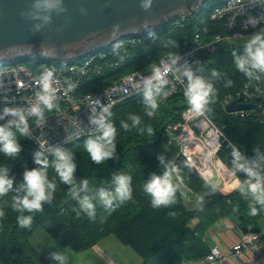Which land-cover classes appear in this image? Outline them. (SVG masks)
<instances>
[{
	"label": "trees",
	"instance_id": "trees-1",
	"mask_svg": "<svg viewBox=\"0 0 264 264\" xmlns=\"http://www.w3.org/2000/svg\"><path fill=\"white\" fill-rule=\"evenodd\" d=\"M211 8L212 6L205 5L198 17L202 41H211L217 35L226 33L223 24L209 20L208 15ZM168 28L169 25L160 26L152 33L159 34L160 38L154 47L137 50L136 54L127 59L114 73H106V75L113 73L114 76H120L137 70H148L154 65L150 67L145 65L150 59H156L158 63L162 58L173 56L189 47V39L192 36L191 26L178 29L171 34L166 32ZM245 47L246 45L241 46L235 42L223 41L217 43L213 50H200L195 57L197 67L194 77L203 79L206 77V81L214 87V93L209 97L210 102L205 113L222 130L226 139L222 142L218 158L240 182L237 188L238 182L234 178L230 186L223 188V191H230L231 185L232 191L237 188L235 191L225 195L215 190L210 194L213 188L184 157L179 155L176 146L171 145L174 147L172 152L163 151L165 142L169 143L168 127L179 123L182 120V113L190 106L185 98L184 90H180L165 100H162L161 90H150L129 98L105 117L116 128V146L132 141L138 133L151 126L157 128L147 142L139 146L130 145L106 161L108 167L105 168L109 171L110 185H97L98 181L103 182L107 177L99 172L95 175V183L92 182L86 170L92 171L95 164L85 163L84 158L78 155L80 147H84L87 139H96L101 133L59 149L66 153L73 151L76 153L73 158V163L76 164L73 178L78 186L83 180H89V191L80 193V198L83 195L93 197V202L96 204L95 218H89L80 210L78 199L70 195L71 186L63 184L51 167L55 160L54 153L43 154L49 162L48 179L56 185V191L52 202L44 204L43 211L24 213L32 215L33 222L29 228H21L16 222L19 213L12 208L13 198L23 195V192L18 189L23 183L24 172L39 167L34 163V154L39 150L29 137H21L13 127L12 131L16 133L22 150L16 158H8L0 153V167H6L8 177L14 178L12 190L0 197V210L4 212V217L0 219V260L2 264H48L29 240L39 227L43 228L62 248H71L76 252L85 251L100 239L113 234L124 245L131 247L142 258L143 264H181L183 260L192 263L199 261L209 253L203 247V234L206 229L226 217L239 218L243 215L246 218L242 222L243 225L249 228L258 227L260 220L264 219V204L259 203L248 191L246 182L250 178L245 172L240 171L237 165L245 164L264 175V126L253 116L233 115L227 113L226 108L222 106L227 96H235L246 84L250 87L253 84L259 85L264 91V73L250 69L252 76L249 77L235 68L236 59L245 56ZM23 60H36L45 66L79 61L62 62L30 57L20 59L18 63ZM218 70L223 72L220 79L211 77L212 72ZM146 95L154 97L158 105L151 116L145 109L147 107ZM257 99L258 103H264V95ZM122 109L136 110V113L131 116L123 115L126 119L120 120L118 113ZM154 115H158L157 120H153ZM133 116L139 117V124H133L131 119ZM0 117H3L0 119V126H7L10 123L4 109L1 108ZM161 121L163 123L159 125ZM122 122L127 123L129 127L124 129L121 126ZM234 151L239 153L241 157L239 161L233 155ZM175 152H177V159L172 162ZM169 167L178 170L173 173V183L176 185L174 202L167 206L153 208L151 197L144 192L143 186L153 174L162 176ZM97 168L100 169L99 166ZM130 171H134L133 177L136 180L132 178V199L123 203L126 210L128 209L126 217L123 219L119 214L118 216L113 214L115 217L105 224L102 215L97 220L101 208L97 195L99 189L103 187L109 192H114L116 187L113 182L114 175L118 173L130 175ZM178 174L181 181L177 178ZM252 182L256 181L253 179ZM241 188L244 191H241ZM190 193L201 197L202 201L200 203L189 202ZM191 203L198 205L194 206ZM253 210H255V215H253ZM102 211L104 212L105 209L103 208ZM193 218H198L200 223L196 228L189 229L188 223Z\"/></svg>",
	"mask_w": 264,
	"mask_h": 264
},
{
	"label": "built area",
	"instance_id": "built-area-1",
	"mask_svg": "<svg viewBox=\"0 0 264 264\" xmlns=\"http://www.w3.org/2000/svg\"><path fill=\"white\" fill-rule=\"evenodd\" d=\"M205 5L212 6L208 18L223 24L225 34L217 35L211 41H202L199 14ZM171 34L178 29L192 27L189 47L173 56L162 58L144 71H133L123 75H112L137 50L154 47L159 34H148L122 39L100 52H94L77 63L24 69L18 62L0 66V108L19 111L29 125V139L42 151L50 155L78 140L95 136L97 125L91 121L111 112L129 98L150 90H161L162 100L168 99L180 90H187L188 77L196 73L195 57L200 50H213L217 43L235 42L248 34L264 35V0H206L190 12L168 24ZM143 48V49H140ZM107 76L106 73H111ZM49 86L54 107L48 110L41 102L45 86ZM264 95L261 86L245 85L235 96L229 95L222 103L225 109L234 100L255 104L251 110L231 113L240 117H255L264 126V103L257 97ZM39 106L44 115L42 123L30 114L33 106ZM7 119L19 123L17 117L6 115ZM169 144L178 148L184 157L214 190L221 191L230 177L235 175L218 158L225 136L222 130L205 114L198 115L190 107L182 113V120L167 129ZM226 140V139H225ZM264 185V176L255 168ZM178 180L181 181L180 176ZM255 180V179H254ZM235 190V189H234ZM260 233L243 234L233 247L236 256L264 245V230ZM223 259L221 250L210 249L203 262L214 264ZM181 264H194L183 260Z\"/></svg>",
	"mask_w": 264,
	"mask_h": 264
},
{
	"label": "clouds",
	"instance_id": "clouds-1",
	"mask_svg": "<svg viewBox=\"0 0 264 264\" xmlns=\"http://www.w3.org/2000/svg\"><path fill=\"white\" fill-rule=\"evenodd\" d=\"M235 55V53H233ZM236 68L245 73L247 76H252L250 69L264 73V37L261 35L253 36L245 47V56L236 59ZM188 77L187 90L184 95L187 99L190 109L198 115H203L209 101V97L214 93V87L211 83L203 78L194 77L190 72H186ZM218 73L213 71L212 76H217ZM41 102L49 111L54 107L52 101L54 95L51 94L49 86H45L43 94H39ZM147 106V114L153 115L154 110L158 107L157 101L151 95H146L145 100ZM5 115H13L17 117L19 123L16 121L10 122L7 126H0V153L5 157L16 158L21 152V146L16 138V133L12 131L15 127L21 137H29V125L25 122L23 115L12 108L4 109ZM30 114L37 117V123L40 124L44 120L42 109L37 105L33 106ZM3 119V117H0ZM133 124H139V117H131ZM97 125V131L101 133L96 139H87L84 143L85 150L89 154L92 162L100 165L110 158H113L116 143V128L110 120L104 119L103 116L93 119L91 121ZM124 129L129 126L127 123H121ZM149 134H152L151 127L147 129ZM55 160L51 167L58 175L60 181L69 185L70 195L74 199H78L80 210L89 218L94 219L96 215V204L93 202V197L83 195L80 198V193H87L89 191V180H83L81 184L76 185L73 173L76 169V164L73 163V155L57 149L54 152ZM236 160L241 159L238 152H233ZM34 163L39 165L33 170H26L23 175V183L20 185L18 191H22V196L13 198L12 208L19 213L16 218L17 224L21 228H29L33 222L32 215H25L24 213H35L43 211V206L46 203H51L56 185L48 179L49 162L44 157L42 151H37L34 154ZM238 169L245 172L249 176L246 182L248 191L255 197V199L264 204V185L261 183L262 177L245 164H238ZM178 170L174 167H169L162 176L153 174L151 179L143 186L144 192L151 197V205L153 208L160 206H167L174 202L176 185L173 183V173ZM255 179V183L252 180ZM14 178L8 177V169L0 167V197L5 196L13 188ZM113 182L115 183V191L109 192L101 187L97 193L100 205L108 212L115 211L117 207L132 199V177L124 173L114 175ZM241 191H244L241 188ZM79 215V213H78ZM255 215V210H253ZM4 217V212L0 210V219ZM52 258L59 262V264H66L67 257L65 254L57 252L52 254Z\"/></svg>",
	"mask_w": 264,
	"mask_h": 264
},
{
	"label": "water",
	"instance_id": "water-1",
	"mask_svg": "<svg viewBox=\"0 0 264 264\" xmlns=\"http://www.w3.org/2000/svg\"><path fill=\"white\" fill-rule=\"evenodd\" d=\"M205 2L0 0V66L30 57L62 62L81 60L119 40L153 33ZM254 107L255 104L234 100L227 105L226 112ZM238 219L242 223L246 218L242 215ZM242 231L260 233L261 228L243 226ZM206 242L211 248L215 246L210 239Z\"/></svg>",
	"mask_w": 264,
	"mask_h": 264
},
{
	"label": "crops",
	"instance_id": "crops-1",
	"mask_svg": "<svg viewBox=\"0 0 264 264\" xmlns=\"http://www.w3.org/2000/svg\"><path fill=\"white\" fill-rule=\"evenodd\" d=\"M237 182V187H239L240 182L238 179ZM230 190H232V185ZM199 198L201 197L195 195L188 201L200 203L201 199ZM199 223L198 218H193L189 221L188 228L194 229ZM243 226L245 225L238 218L230 216L215 222L206 229L203 234V247L207 249V252L210 251L211 247L206 242L210 239L215 244L214 247L219 248L223 254V259H218L214 264H264V245H259L238 256L234 254L233 247L238 244L244 234L242 231ZM29 240L48 264H59L58 261L52 258V254L57 252L66 255V264H143L142 258L113 234L105 236L95 245L82 252H76L71 248H62L41 227L34 231ZM203 258L194 262V264H208L203 262ZM0 264H2L1 260Z\"/></svg>",
	"mask_w": 264,
	"mask_h": 264
},
{
	"label": "rangeland",
	"instance_id": "rangeland-1",
	"mask_svg": "<svg viewBox=\"0 0 264 264\" xmlns=\"http://www.w3.org/2000/svg\"><path fill=\"white\" fill-rule=\"evenodd\" d=\"M253 36H255V35H253V34H248V35H246L244 38H241V39H238V40H236L235 41V43H237V44H239V45H241V46H244V45H247L248 44V42L250 41V39L253 37ZM262 37H264V35H261ZM155 63H157V60L156 59H150L145 65L146 66H148V67H150V66H152L153 64H155ZM19 64L21 65V66H23L24 67V69H28V68H31L36 74H37V69H39V68H43V67H45V65L44 64H42L41 62H37L36 60H23V61H21V62H19ZM235 68H236V65H235ZM217 73H218V75L217 76H215V77H213V76H211V77H213V78H215V79H220V77H221V75L223 74V72H221V70H218V71H216ZM204 80H206V77L204 78ZM230 90H231V88H230ZM230 90H228V92H230ZM146 110H147V107L145 108ZM133 113H136V110H129V109H122V110H120V112L118 113L119 114V119L120 120H125L126 119V116H123V115H132ZM206 114V113H205ZM207 115V114H206ZM153 120H157V118H158V115H154L153 117ZM162 123H163V121H161V122H159V125H162ZM151 128H152V130H153V132H152V134L154 133V131L155 130H157V128H155V126H151ZM152 134H149L148 132H147V129L146 130H144V131H142V132H140V133H138L137 135H136V137L132 140V141H129V142H127V143H125V144H123V145H120V146H116V149H115V153H114V156L115 155H117V154H119L120 152H122L123 150H125L126 149V147H128V146H130V145H134V146H139V145H141V144H143V143H145V142H147L148 140H150V137L152 136ZM174 149V147H172L168 142H165V146L163 147V151L164 152H172V151H174L173 150ZM74 152V151H73ZM73 152H70L72 155H73V158L76 156V153H73ZM78 155H80L81 157H83L84 158V161H85V163H87V164H90V165H94L95 163L94 162H92V160H91V158H90V156H89V154L87 153V151L85 150V147H80V150L78 151ZM176 159H177V152H175V155H174V157L172 158V162H174V161H176ZM100 167V169L98 170V168L97 167ZM107 166V162L105 161L104 163H102V164H100V165H97V164H95V166H94V168L92 169V171L91 170H86L87 172H89V173H87L89 176H90V180L92 181V182H94L95 181V175H96V173L97 172H99L100 174H105L107 177H106V180L105 181H98L97 182V185H110L111 184V180L108 178V173H109V171H107L106 170V167ZM108 167V166H107ZM176 174V173H175ZM133 175H134V171H130V176L134 179V180H136L134 177H133ZM179 175V174H178ZM264 176V175H263ZM177 178H178V176H177ZM179 179V178H178ZM233 179H234V177H233ZM95 183V182H94ZM232 183V180L229 182V186H230V184ZM238 188V187H237ZM232 190H230V192H231ZM225 192V191H224ZM229 192V191H228ZM228 192H225L226 194L225 195H229V194H231V193H228ZM192 197H194V195L193 194H191L190 193V195H189V198H192ZM199 199H201V201H202V198H199ZM103 210V207L101 206V208H100V210H99V215H98V218H97V220L99 219V217H101V215H102V219H103V221H104V224L105 223H108V221H110L112 218H114L115 216H118V214L120 215V216H122V218L124 219L125 217H126V215H127V211H128V209L126 210V208H125V206L122 204V205H120L119 207H117L116 208V210L115 211H112V212H108V211H102ZM115 216H114V215ZM119 216V217H120ZM119 217H117V218H119ZM259 224L260 225H262V227H263V230H264V219L261 221L260 220V222H259ZM253 226V225H252Z\"/></svg>",
	"mask_w": 264,
	"mask_h": 264
},
{
	"label": "bare ground",
	"instance_id": "bare-ground-1",
	"mask_svg": "<svg viewBox=\"0 0 264 264\" xmlns=\"http://www.w3.org/2000/svg\"><path fill=\"white\" fill-rule=\"evenodd\" d=\"M231 180H233V176L230 177V180L227 182V184H226L225 186H223V188L229 186V182H230Z\"/></svg>",
	"mask_w": 264,
	"mask_h": 264
}]
</instances>
